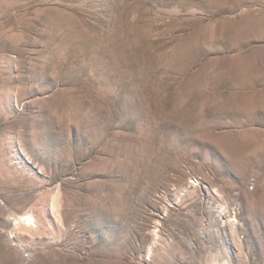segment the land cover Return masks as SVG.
Instances as JSON below:
<instances>
[{
	"label": "rangeland",
	"instance_id": "obj_1",
	"mask_svg": "<svg viewBox=\"0 0 264 264\" xmlns=\"http://www.w3.org/2000/svg\"><path fill=\"white\" fill-rule=\"evenodd\" d=\"M0 264H264V0H0Z\"/></svg>",
	"mask_w": 264,
	"mask_h": 264
}]
</instances>
